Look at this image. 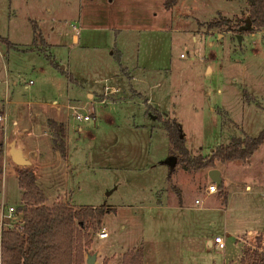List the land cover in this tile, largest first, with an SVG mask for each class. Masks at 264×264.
Here are the masks:
<instances>
[{
	"label": "rangeland",
	"instance_id": "rangeland-1",
	"mask_svg": "<svg viewBox=\"0 0 264 264\" xmlns=\"http://www.w3.org/2000/svg\"><path fill=\"white\" fill-rule=\"evenodd\" d=\"M164 2L0 0V115L9 111L7 120H21L31 105L34 114L69 120L65 148L74 165V202L126 205L141 218L147 236L159 217H151L152 204L161 191L163 199L168 195L164 181L170 167L164 160L173 151L164 119L180 123L190 156L201 159L264 129V33L197 26L223 16L232 23L245 18L239 14L242 3L178 0L167 9ZM106 82L121 91L102 104ZM72 103L85 107L80 109L84 114L94 108L91 119L73 118ZM4 135L1 124L0 205L21 206L16 173L25 167L10 162ZM176 167L183 187L174 181L170 196L178 198L183 191L188 207L195 197L202 207L162 214L161 241L170 250L183 247L184 264H216L220 252L196 236L217 234L230 249L228 264H240L232 245L242 241L232 237L233 231L255 219L264 226V142L246 160ZM212 168L223 173L225 185L229 182L228 212L221 205L225 192H205ZM105 217L114 238L117 218ZM242 238L243 254L257 247L264 252V228L252 236L244 232Z\"/></svg>",
	"mask_w": 264,
	"mask_h": 264
},
{
	"label": "trees",
	"instance_id": "trees-1",
	"mask_svg": "<svg viewBox=\"0 0 264 264\" xmlns=\"http://www.w3.org/2000/svg\"><path fill=\"white\" fill-rule=\"evenodd\" d=\"M176 1L165 0V7L171 8ZM244 2L248 6V15L245 18H238L235 23L231 22V18H214L206 23L207 29L227 25L229 29L234 27L242 32L259 31L264 27V0ZM247 18L250 26L245 28ZM156 116L158 118L160 114L156 112ZM163 124L173 151L164 161L170 167L169 179L177 164L189 163L200 168H210L217 161L246 160L264 142L262 129L255 137L247 135L237 138L232 143L219 147L210 157L201 159L190 156L179 122L164 119ZM53 134L54 148L66 158V148L55 129ZM18 182L24 191L21 208L25 213V228L22 232L2 233L1 264H86L94 235L103 228L106 214L116 210L107 205L76 207L66 202L47 204L45 196L27 168L18 172ZM218 189L224 194V184L221 183ZM256 240L260 243V236ZM123 264H143L142 245L127 250L123 256ZM240 264H264V252H260L258 247L247 248L240 258Z\"/></svg>",
	"mask_w": 264,
	"mask_h": 264
},
{
	"label": "crops",
	"instance_id": "crops-1",
	"mask_svg": "<svg viewBox=\"0 0 264 264\" xmlns=\"http://www.w3.org/2000/svg\"><path fill=\"white\" fill-rule=\"evenodd\" d=\"M178 1V0H177ZM176 1V3H177ZM242 3L241 12L248 15V6L244 2V0H239ZM175 3V4H176ZM174 4V5H175ZM173 5V6H174ZM237 14V15H239ZM222 16V15H221ZM226 17V16H223ZM231 18V17H227ZM208 21H198V24H206ZM210 32V31H209ZM258 33H264V27L257 31ZM76 37V36H75ZM77 38V37H76ZM195 37L193 36V39ZM131 78V76L129 75ZM89 97L93 98L95 96L94 92H89ZM103 98V97H102ZM101 98V99H102ZM110 100H108L109 102ZM101 102V101H99ZM107 102V103H108ZM102 103V102H101ZM102 103V104H107ZM89 106H91L89 104ZM30 111L27 112L26 116L23 115L21 120H7L9 111H5L6 114H1L6 117L5 120H0V125L4 126L5 130V140L6 142H10L11 140L15 139L17 144L20 145L30 160L32 161L31 165L24 166L27 168L33 179L36 181L38 187L40 188L41 192L46 198L47 204H52L54 202H66L76 207H83V206H93L97 207V205H83L77 204L73 200V194L75 190V177L73 174L74 165L69 159V154L67 150V157L64 158L62 154L54 148L53 144V130L52 128L56 129L58 136L60 137L62 143L66 148H68V132L70 129L69 120H62L61 115H57L56 117H50L49 114H41L37 112L34 114L33 110H31V105H29ZM73 103L68 105L69 109H72ZM94 108L91 107V111ZM73 110V109H72ZM73 115V114H72ZM39 116V117H38ZM25 119V120H22ZM41 118V120H40ZM74 118V116H73ZM43 119V120H42ZM79 121V120H77ZM89 120H83L79 122H87ZM53 125V127H52ZM82 126L78 129L81 131ZM41 132V133H40ZM66 139V141H65ZM10 162L12 165H17L12 161L11 158ZM168 157L166 158V160ZM165 161V160H164ZM11 165V164H10ZM9 165V170L12 171V166ZM181 171V170H180ZM175 172H179V168L174 167V171L171 175V178H168L166 175L164 181V189L167 184V191L168 195L166 198L163 199V192H160L161 197L156 199L152 204V215L157 214L155 223L153 225V232L147 236V233L144 231L143 223L141 222V218L137 215L133 214L132 211L126 205L123 204H116V205H107L111 208H114L116 211L110 214H113L114 217L117 218L118 221V228L117 234L114 238H110L113 233L112 230L109 228L104 218L103 228L101 230H107L108 236L105 238H101L99 235L93 238V243L89 248V253H98V261L101 264H123V256L124 253L132 247L136 245H142L143 247V264H184L182 256L185 255L186 251L183 250V247H176L175 249H168L165 247L163 241H161L160 235L158 233L160 222L163 219L162 214H165L167 210H180V209H187V208H200L202 204H196L194 202L193 206L188 207L183 196V191L179 192L178 198H174L171 195V185L174 183L179 184L183 187L181 181L176 177ZM17 178L18 174L16 173ZM221 176V183L224 184V191H225V201L221 204L223 209L228 212L230 209L229 200L227 199V191L226 189L230 186L228 184L225 185V178L223 177V173L220 172ZM210 179V178H209ZM211 180V179H210ZM73 182V185L71 183ZM173 183V184H174ZM171 186V187H170ZM168 187L170 189H168ZM249 190H251V186L249 185ZM23 190V189H22ZM228 190V189H227ZM24 192V191H23ZM214 194V193H213ZM211 195V194H209ZM196 197L194 198V200ZM151 228V227H150ZM264 226L261 225V222L257 219L252 220L250 222L242 223L240 228L235 229L232 233V237L237 238L242 242L235 243L233 242L232 247L236 249L239 254L237 255L239 261L240 258L243 256L242 248L240 247L241 243H244L246 239L242 238V234L245 232L249 236L254 235L255 233L263 230ZM95 236V235H94ZM220 236V235H215ZM214 236V237H215ZM197 238L203 239L204 245H207L210 248V241L214 238L208 237L205 238L203 236L200 237L199 233H197ZM222 237V236H221ZM223 238V237H222ZM223 240H225L223 238ZM101 241V244H99ZM231 247V248H232ZM1 249V246H0ZM211 249V248H210ZM228 250V251H227ZM230 249L227 248L225 243V249L220 252V260L217 261L216 264H228L231 261L229 257L231 255Z\"/></svg>",
	"mask_w": 264,
	"mask_h": 264
},
{
	"label": "built area",
	"instance_id": "built-area-1",
	"mask_svg": "<svg viewBox=\"0 0 264 264\" xmlns=\"http://www.w3.org/2000/svg\"><path fill=\"white\" fill-rule=\"evenodd\" d=\"M76 28L77 27H75V29ZM30 83L33 84V81L31 80ZM120 91H121V88L106 82V84L104 85V92H103L104 97L100 101L102 103H107L108 100H110V97H114L118 95ZM84 108L85 107H81L80 109H84ZM72 109H73L74 117L79 121L90 120L91 116L93 115V111H91L88 114H84L77 107L73 106ZM5 119H6L5 116L0 115V120H5ZM217 190H218V186L213 181L205 188V192L207 194L216 193ZM194 202L196 204L201 205L202 200L199 198H196ZM22 205L21 206L10 205L7 207L5 205H0V243H1V236L4 231L22 232L24 230L25 213L21 208ZM98 234L101 238H105L108 236V232L105 229L99 231ZM210 248L221 252L225 249V241L223 240L221 236H215L210 241Z\"/></svg>",
	"mask_w": 264,
	"mask_h": 264
},
{
	"label": "water",
	"instance_id": "water-1",
	"mask_svg": "<svg viewBox=\"0 0 264 264\" xmlns=\"http://www.w3.org/2000/svg\"><path fill=\"white\" fill-rule=\"evenodd\" d=\"M250 26V20L247 18L245 28ZM241 35H238V40L240 41ZM9 146V155L14 163L19 166H28L32 164V161L24 151V149L17 144L15 139L11 140L8 143ZM208 177L211 181L215 182L217 186L221 184L220 171L217 168H212L208 171ZM98 253H88L86 264H101L98 260Z\"/></svg>",
	"mask_w": 264,
	"mask_h": 264
}]
</instances>
